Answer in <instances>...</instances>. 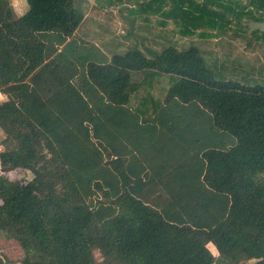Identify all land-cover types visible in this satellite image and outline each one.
I'll return each mask as SVG.
<instances>
[{
	"label": "trees",
	"instance_id": "trees-1",
	"mask_svg": "<svg viewBox=\"0 0 264 264\" xmlns=\"http://www.w3.org/2000/svg\"><path fill=\"white\" fill-rule=\"evenodd\" d=\"M26 2L0 0V233L22 264H213L208 243L264 264V84L214 79L194 46L109 55L75 0ZM133 2L185 34L264 21V0ZM138 73L170 78L150 117Z\"/></svg>",
	"mask_w": 264,
	"mask_h": 264
},
{
	"label": "rangeland",
	"instance_id": "rangeland-1",
	"mask_svg": "<svg viewBox=\"0 0 264 264\" xmlns=\"http://www.w3.org/2000/svg\"><path fill=\"white\" fill-rule=\"evenodd\" d=\"M164 1L163 5L169 7L170 0ZM247 1L241 0L243 3ZM75 2L86 17L78 26L75 36L102 46L109 55L137 48L148 56V50L159 52L166 46L177 49L194 46L199 50L214 79L264 84V40L261 38L264 29L255 28L248 34L246 25V21H257L255 19L243 18L239 23H230L229 29L220 33L208 29L202 18H196L193 20L191 32L185 34L179 30L178 22L152 14L155 12L151 8L140 12L133 0ZM10 3L16 15H21L27 10L26 0H10ZM157 4L158 2H154L152 8ZM136 13L151 14L148 20H143L147 15ZM135 80L137 87L130 104L143 109L147 117H150L154 113V106L161 102L170 78L166 75L138 73ZM6 175L10 179L21 180L31 176L30 172L19 168L7 172ZM207 247L216 257L213 264H223L224 260L218 257L215 247L211 243H208ZM94 256L97 261L101 260L97 250L94 251ZM0 257L12 264H22L24 252L14 239H8L0 233ZM253 261L246 260L242 264H251Z\"/></svg>",
	"mask_w": 264,
	"mask_h": 264
},
{
	"label": "water",
	"instance_id": "water-1",
	"mask_svg": "<svg viewBox=\"0 0 264 264\" xmlns=\"http://www.w3.org/2000/svg\"><path fill=\"white\" fill-rule=\"evenodd\" d=\"M246 25L248 27V34L255 28H258L259 30L264 29V21H246Z\"/></svg>",
	"mask_w": 264,
	"mask_h": 264
},
{
	"label": "crops",
	"instance_id": "crops-1",
	"mask_svg": "<svg viewBox=\"0 0 264 264\" xmlns=\"http://www.w3.org/2000/svg\"><path fill=\"white\" fill-rule=\"evenodd\" d=\"M85 20H86V17H85V15H84V16H83V19H82V22L85 21ZM95 44H96V43H95ZM96 45L99 47L98 44H96ZM99 48L103 50V47H102V46H100ZM103 51H104V50H103ZM106 53H107V52H106ZM0 96H1V97H0V98H1L0 101H1V100H3L4 97H3L1 94H0ZM3 138H4V134H3L2 131L0 130V151H1V150L3 149V147H4V145H3V143H2V139H3Z\"/></svg>",
	"mask_w": 264,
	"mask_h": 264
}]
</instances>
